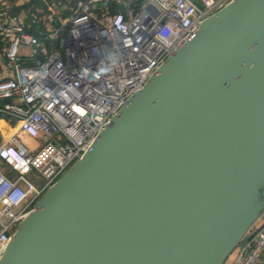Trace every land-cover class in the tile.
<instances>
[{
	"label": "water",
	"instance_id": "1",
	"mask_svg": "<svg viewBox=\"0 0 264 264\" xmlns=\"http://www.w3.org/2000/svg\"><path fill=\"white\" fill-rule=\"evenodd\" d=\"M263 216L264 0H232L42 194L0 264H225Z\"/></svg>",
	"mask_w": 264,
	"mask_h": 264
},
{
	"label": "built area",
	"instance_id": "2",
	"mask_svg": "<svg viewBox=\"0 0 264 264\" xmlns=\"http://www.w3.org/2000/svg\"><path fill=\"white\" fill-rule=\"evenodd\" d=\"M44 1V17L13 18L0 6V38L18 73L6 77L0 68V113L19 123L0 144V258L42 194L202 23L232 0ZM54 40L59 49L50 55ZM21 48L47 58L31 56L32 64L24 66ZM22 136L41 144L29 147ZM33 171L45 180L41 188L26 179ZM237 249L232 264H257L264 224Z\"/></svg>",
	"mask_w": 264,
	"mask_h": 264
},
{
	"label": "crops",
	"instance_id": "3",
	"mask_svg": "<svg viewBox=\"0 0 264 264\" xmlns=\"http://www.w3.org/2000/svg\"><path fill=\"white\" fill-rule=\"evenodd\" d=\"M33 1V0H32ZM31 1V2H32ZM31 2H27V0H0V6L3 7L4 10L8 13L10 17H18L23 13H26L29 18L30 16L28 7ZM40 16V15H38ZM7 48L8 44L6 41L0 38V68L4 72L6 77L16 78L18 73L17 69L12 66L11 61L7 57ZM31 56H37V53H29L28 49L21 48L20 49V58H22V65L29 66L32 64ZM4 105V102H0V108ZM19 126V123L16 119L8 117L0 113V144L7 139ZM24 140H27L25 136H22ZM264 224V216L258 221L255 227L261 226ZM254 227V228H255ZM235 260V255L232 258L230 264H232ZM257 264H264V253Z\"/></svg>",
	"mask_w": 264,
	"mask_h": 264
},
{
	"label": "rangeland",
	"instance_id": "4",
	"mask_svg": "<svg viewBox=\"0 0 264 264\" xmlns=\"http://www.w3.org/2000/svg\"><path fill=\"white\" fill-rule=\"evenodd\" d=\"M53 45L51 44V42H48V46H49V51H50V55L59 49V47L57 46L58 41L54 40L52 41ZM29 53H32V51L30 49H28ZM39 56V58L44 61L46 60L47 57L41 55L39 52H37V57ZM24 143L26 145H28L29 147L32 146L33 148L39 147L41 142L39 140L36 139H28L27 141H24ZM15 175H12V178H14ZM26 179L31 182L32 184H34L37 188H41L43 186V184L45 183L44 178L37 172V171H33L30 174L26 175Z\"/></svg>",
	"mask_w": 264,
	"mask_h": 264
},
{
	"label": "trees",
	"instance_id": "5",
	"mask_svg": "<svg viewBox=\"0 0 264 264\" xmlns=\"http://www.w3.org/2000/svg\"><path fill=\"white\" fill-rule=\"evenodd\" d=\"M48 1H58V0H46V2ZM28 11H29L30 16L32 17L34 16L37 17L38 15H40V17L42 16L44 17L45 14L47 13V7H46L45 1L44 0H33L28 7ZM30 31L33 32L34 34L38 33L35 27L30 28ZM237 253H238V249H235L225 264H230L232 258L234 257V255L236 257Z\"/></svg>",
	"mask_w": 264,
	"mask_h": 264
},
{
	"label": "bare ground",
	"instance_id": "6",
	"mask_svg": "<svg viewBox=\"0 0 264 264\" xmlns=\"http://www.w3.org/2000/svg\"><path fill=\"white\" fill-rule=\"evenodd\" d=\"M28 215H29V213H28ZM28 215H27V216H28ZM27 216H26V217H27Z\"/></svg>",
	"mask_w": 264,
	"mask_h": 264
}]
</instances>
